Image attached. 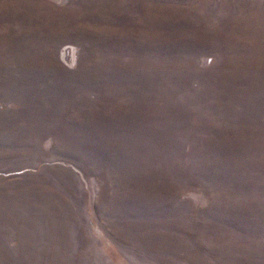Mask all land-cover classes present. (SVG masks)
I'll return each instance as SVG.
<instances>
[{"label":"rangeland","instance_id":"obj_1","mask_svg":"<svg viewBox=\"0 0 264 264\" xmlns=\"http://www.w3.org/2000/svg\"><path fill=\"white\" fill-rule=\"evenodd\" d=\"M0 264H264V0H0Z\"/></svg>","mask_w":264,"mask_h":264}]
</instances>
